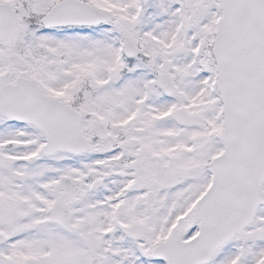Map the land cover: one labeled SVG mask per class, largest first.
Returning <instances> with one entry per match:
<instances>
[{"label": "snow or ice", "instance_id": "6c2138e0", "mask_svg": "<svg viewBox=\"0 0 264 264\" xmlns=\"http://www.w3.org/2000/svg\"><path fill=\"white\" fill-rule=\"evenodd\" d=\"M0 264H264V0H0Z\"/></svg>", "mask_w": 264, "mask_h": 264}]
</instances>
